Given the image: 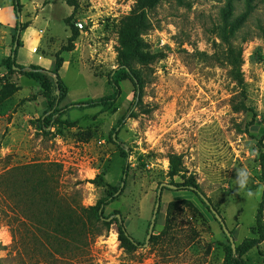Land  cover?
<instances>
[{"label": "rangeland", "instance_id": "rangeland-1", "mask_svg": "<svg viewBox=\"0 0 264 264\" xmlns=\"http://www.w3.org/2000/svg\"><path fill=\"white\" fill-rule=\"evenodd\" d=\"M20 1L21 13H26L22 24H28L31 13L43 15L19 31L16 57L22 63L40 59L51 69L55 53L66 43L64 18L73 8L65 0ZM227 1L162 0L146 10L151 27L142 37L155 58L150 64H134L143 86L118 133L130 150L127 174L122 193L105 210L119 211L139 245L131 251L121 247L112 223L107 235L91 245L41 260L43 237L25 226L15 228L7 209L28 164L61 163V191L85 206L96 204L104 188L91 179L102 174L107 183L117 184L122 175V159L109 132L128 111L134 88L122 80L114 105L70 108L63 115L70 123L43 133L39 118L47 104L41 88L1 63L11 47L16 18L11 0H0V86H19L0 103V174L8 176L0 191V264H223L230 242L189 189L162 187L152 235L143 245L163 182L193 181L222 217L235 246L259 237L255 215L264 192L257 163L264 145V0H250L249 15L228 36L231 46L240 48L242 82L232 72L230 46L218 33ZM230 2L234 14L245 9L246 0ZM133 3L79 1L74 19L82 25H76L74 48L62 54L59 74L66 93L59 106L110 92L107 77L117 66V26ZM170 154L180 158L182 167L173 176ZM241 168L250 175L246 188L237 190L235 170ZM260 216L262 239L244 254L248 264H264V206Z\"/></svg>", "mask_w": 264, "mask_h": 264}, {"label": "trees", "instance_id": "trees-1", "mask_svg": "<svg viewBox=\"0 0 264 264\" xmlns=\"http://www.w3.org/2000/svg\"><path fill=\"white\" fill-rule=\"evenodd\" d=\"M80 0H65V3L72 7V13L64 18V23L69 30L66 43L54 55V65L51 69H45L39 65H22L17 62V49L20 46L19 31L26 27L20 22L22 3L20 0H11L15 15V26L12 35V44L9 54L2 59L1 63L11 72H17L27 78L34 80L41 88L42 96L46 100V108L39 118L40 130L51 133L50 128L60 123H70L63 117L64 113L73 107L79 108H109L118 99L121 89L119 82L128 79L134 88V98L128 111L117 120L111 128L109 137L116 145L122 159V175L117 184L107 183L102 174L91 179L104 188V194L94 205L85 206L73 197L65 195L60 189L62 177V164L56 161L32 162L28 164L25 173L14 193L11 203L7 206L12 213L9 222L15 223V228L25 226L29 231L38 233L43 237L45 243L41 246V260L78 250L91 245L97 237L107 235L112 223L115 224L118 240L121 247L128 251L135 249L139 243L127 232L124 221L117 217L120 214L115 210L106 214V207L113 202L123 190V182L127 174L128 157L130 150L126 143L122 141L118 133L123 126L124 119L129 115L137 99L141 94L143 78L141 73L134 67L136 63L150 64L155 56L150 52L148 43L142 35L151 27V22L146 15V10L153 9L162 0H134L129 13L122 17L117 26L118 46H117V66L108 74L107 84L110 92L98 97L88 98L77 102H67L59 106L66 93V87L60 77L59 71L63 64V51H71L75 41L79 36V29L76 26L75 10ZM182 2L183 0H177ZM250 0H246L245 9L238 13H233V4L228 0L220 11L219 35L222 40L228 42L227 53L232 72L238 82H242L238 68L240 67V48L231 46L229 35L235 32L251 11ZM16 42V45H15ZM19 89L13 82H4L0 86V103L11 96ZM170 175H174L181 170L180 158L174 154L168 156ZM260 180L264 183V145L257 155ZM6 174H0V191L4 188L7 180ZM177 189L191 190L201 204L212 213V205L204 201L202 193L197 189L193 181L173 183ZM264 206V192L258 204L255 221L259 228V237L244 239L235 246L233 251L230 244L226 245L223 264H248L244 254L257 245L262 239L260 227V215ZM216 220V219H215ZM217 221V220H216ZM14 228V229H15ZM38 247V246H37Z\"/></svg>", "mask_w": 264, "mask_h": 264}, {"label": "water", "instance_id": "water-1", "mask_svg": "<svg viewBox=\"0 0 264 264\" xmlns=\"http://www.w3.org/2000/svg\"><path fill=\"white\" fill-rule=\"evenodd\" d=\"M15 45H16V42H15ZM163 186H166V187H169V188H173V189H177L176 186L174 184H171V183H164L163 182V183H160V185L158 186L157 191H156V201H155L152 217H151V220H150V224H149L148 229H147L146 239H145V242L143 244L144 246H146L148 244V240H149V238L152 235V231H153V227H154V224H155V219H156V216H157V210H158V207H159L160 196H161V191H162V187ZM203 198H204L205 202L210 203L207 200L206 197L203 196ZM212 213L214 214L215 219L221 225V228L224 231L225 235L227 236V238H228V240L230 242V245H231V247H232V249L234 251L235 243H234V239H233V236H232L231 232L226 227L222 217L218 214V212L214 208L212 209ZM117 217L120 218V214H117Z\"/></svg>", "mask_w": 264, "mask_h": 264}, {"label": "crops", "instance_id": "crops-1", "mask_svg": "<svg viewBox=\"0 0 264 264\" xmlns=\"http://www.w3.org/2000/svg\"><path fill=\"white\" fill-rule=\"evenodd\" d=\"M71 13H66V16H68V15H70ZM13 15H14V13H13ZM26 15V13H20V22L21 21H23L24 20V18L26 17L25 16ZM43 14L42 13H38V14H34V16H33V13H31V17L30 18H32L31 20H28L29 22H28V24L26 25V27H25V29H27V28H30L31 26H33L34 24H35V22L40 18V16H42ZM24 22V21H23ZM46 25H49V22H50V20L49 19H46ZM67 27V26H66ZM67 30H68V28H67ZM53 32V31H52ZM68 35H69V31H67V35H66V38L68 37ZM36 45L37 44H34L33 46H35V47H32V51L33 52H35L36 51ZM34 48H35V50H34ZM10 50V49H9ZM64 52V51H63ZM63 52L61 53V56L63 57ZM9 54V53H8ZM30 56H34L33 54H30ZM40 59H38V61L37 60H34V59H30L28 62H20L19 61V55H18V58H17V62L19 63V64H22V65H28V64H35V65H39V66H41V67H43V68H45V69H47L46 67H44V66H42V63L39 61ZM63 64L65 63V59H64V57H63ZM62 64V65H63Z\"/></svg>", "mask_w": 264, "mask_h": 264}, {"label": "clouds", "instance_id": "clouds-1", "mask_svg": "<svg viewBox=\"0 0 264 264\" xmlns=\"http://www.w3.org/2000/svg\"><path fill=\"white\" fill-rule=\"evenodd\" d=\"M249 171L246 168H241L235 170V187L237 190L245 189L248 184ZM247 195L251 197L253 193L251 191L247 192Z\"/></svg>", "mask_w": 264, "mask_h": 264}, {"label": "built area", "instance_id": "built-area-1", "mask_svg": "<svg viewBox=\"0 0 264 264\" xmlns=\"http://www.w3.org/2000/svg\"><path fill=\"white\" fill-rule=\"evenodd\" d=\"M75 24H76L78 27H81V25H82L80 22H76ZM34 50H35V48H34Z\"/></svg>", "mask_w": 264, "mask_h": 264}, {"label": "bare ground", "instance_id": "bare-ground-1", "mask_svg": "<svg viewBox=\"0 0 264 264\" xmlns=\"http://www.w3.org/2000/svg\"><path fill=\"white\" fill-rule=\"evenodd\" d=\"M1 10V9H0Z\"/></svg>", "mask_w": 264, "mask_h": 264}]
</instances>
